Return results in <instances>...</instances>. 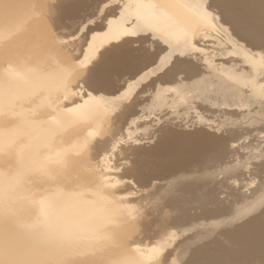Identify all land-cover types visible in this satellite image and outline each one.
Wrapping results in <instances>:
<instances>
[{"label":"rangeland","instance_id":"obj_1","mask_svg":"<svg viewBox=\"0 0 264 264\" xmlns=\"http://www.w3.org/2000/svg\"><path fill=\"white\" fill-rule=\"evenodd\" d=\"M0 1H2L1 5L7 1H12L13 4L16 2V0ZM114 1L126 2V0H103L102 3H98V0H77L75 4H71V7L64 9L67 11L58 20H52L46 16L44 9L39 7L37 0H25L22 10L19 8L11 16L10 23L4 25L9 29L5 35L0 31V48L6 49L4 56L0 58V75L32 73L34 75L43 74L51 79L41 86H35V81L33 86L24 88V94H27L28 97L20 100L14 108L8 107V109L24 111L31 121L49 117L56 110H63L66 112V119L60 125L58 133L53 134L54 139H62L72 130L81 129L82 131L79 132L82 134L71 138L67 145L69 144L70 146H68L71 148L88 135L90 136L89 146L93 143L96 145L95 151L98 154L96 157L82 162L74 171H70L68 176L70 175L71 180H62L54 185L56 190L51 189L55 192L60 191L59 188L63 187L64 189L61 188L63 194V192L69 193L67 188L71 190L76 187L71 192L84 191L87 198L82 193L81 195L90 203V199L92 200L95 210L104 209L101 210L102 216L100 215L101 220L99 219L102 224L97 228V231L105 229L110 237V242L106 248L97 252V255L93 256L89 263L104 264L103 260L106 263V259H109L107 262L110 263L112 260L114 262V260H120V258L123 260L128 257L129 260L135 259L131 264H193V262H188V258L192 252H197L199 249L200 254L203 253L202 255L207 256L204 258H208L206 264H264V152H262L264 151L262 150L264 149V137L260 138V136H264V118L256 126H250V122L247 120L249 117L244 119L238 110L235 112L234 109L232 111V109L220 108L211 104H202L198 100L196 91L184 92L187 96L186 100L189 99L188 103H173V95L178 97L181 92L180 88H183L181 82H183L182 84L191 82L193 79L206 76L207 73H179L174 80L164 83L158 79L163 72L148 73L158 63L149 69H141L136 74L110 73L109 80L118 89L116 94H98L90 91L87 87V73L92 69L104 48L109 46L108 44L103 47L95 45L92 35L105 34L107 31L106 21L117 19L122 15L119 12L115 16L109 15L110 8L113 9L117 6ZM149 1L143 0L146 5L155 10L162 9L161 1L157 0L153 4ZM237 1L246 6L244 3L246 0ZM262 1L258 0L259 5L264 3ZM238 2L233 3L230 7L225 5L229 10L237 9L239 8ZM110 3H113V6ZM205 3L211 16H215L221 24L234 31L229 23L223 21L222 9L224 7L218 0H205ZM256 3L257 0L253 3L255 5L251 4L252 8L258 5ZM2 9L6 14L8 9L6 7H2ZM120 9L122 8L120 7ZM256 11L252 12L256 13ZM102 19H105L104 23H102ZM259 22L257 25L260 24L259 27L263 28L261 25L264 22L262 20ZM3 23L0 22V26ZM131 26L128 25V27ZM146 37H149L150 42L137 40ZM234 37L248 49H258V51L264 52V47L254 45L256 47L254 48L253 43L251 44L248 39H246L247 41L242 40L237 33L234 34ZM125 38L123 37L119 41L113 40L110 43L117 45ZM131 39L136 40L129 45L128 49L136 54L138 60L143 59L145 54L150 51H154L156 45L153 43H157V41L153 42V37L150 34L136 35ZM196 48L204 50L198 44H196ZM209 54L217 60H223L213 48L208 47L202 52L203 56ZM23 63L26 64L25 68L20 65ZM58 69H60V73H56ZM147 74L152 75L149 78ZM84 76L86 78H83ZM144 76L150 80L142 79ZM152 80H156V83L153 87L146 88L148 84L153 83ZM131 84H134L135 87H131ZM157 86H161L164 89L163 95L165 93L167 95L165 107L157 108L154 102L151 103V96L155 93ZM149 88L150 90H148ZM146 89L148 91L145 92ZM178 89L180 92H177ZM100 94L105 98L106 103L103 106L91 110L84 104ZM118 98L121 100L117 101ZM168 106L169 109H167ZM8 109L5 110L8 111ZM130 111L135 114L123 122L122 126L116 122V119ZM233 112L238 113L240 117H237L236 114L235 116ZM133 121H137V123L135 122V124ZM248 123L249 125H246ZM247 129L252 134L248 132L249 135ZM171 132L184 135L205 132L216 135L214 138L217 142L214 140L212 148L196 147L195 149L198 150L193 149L186 157L189 158V161L187 159L190 162L188 165L182 164L183 166L171 168L172 170L166 167L170 169L168 170L170 172L165 167H159V169H163L157 170L152 166L143 168L142 171L140 168L132 170L131 161L134 159V151L141 150V153L154 154L161 146V141L168 140ZM241 132L246 135H240ZM232 133L234 139H231L233 138ZM223 134L227 139H224ZM235 135L239 139H236ZM220 138L222 143H220ZM255 139H257L256 142ZM250 140L254 141V144L253 142L249 143ZM85 141L80 142L84 143ZM229 141H231L230 144H228ZM73 142L75 143L71 146ZM234 142L237 147L232 146L236 145ZM221 144L225 150L222 149ZM251 144L255 145L254 148L249 146ZM216 145L217 147H215ZM77 147L74 148V151H72L73 148L72 150L67 148L72 153L63 152L65 156L63 159L80 157V154L82 155L85 150L80 146ZM226 147L228 151H226ZM258 147L259 149H256ZM214 148H217V152L214 151ZM211 150L212 152H210ZM247 150L248 152H246ZM222 151L224 152L222 153ZM237 151L238 153L243 151L241 152L243 155L239 154L238 156ZM227 152L230 153L227 154ZM57 155H61V153H57ZM191 155L192 157H190ZM244 157L248 158L247 162ZM63 159L60 160L64 163ZM149 159L156 161L158 158L152 156ZM192 159L196 163H191ZM60 160H54L57 164L52 161L49 165L53 163L52 167L55 165L54 167L61 168L59 166L63 163ZM151 160L150 162H153ZM44 175H46L45 172L41 176L38 174L42 178L47 176L44 177ZM55 176L47 177L58 180L57 177H61V174ZM88 176L90 179H87ZM97 179L104 183L98 181L96 184ZM80 182H84L83 184L86 186ZM57 185L60 186L58 189ZM99 206L101 207L99 208ZM254 220L258 222L254 223ZM246 221H250V223H245V225ZM244 226H247L246 230ZM256 228L258 233L262 230L263 233H259V235L255 231ZM251 235L255 236L252 238ZM260 236L262 239L259 238ZM255 238L259 243H256ZM255 243L257 246H254ZM126 254L127 256H125ZM131 257L133 258L130 259ZM138 260L139 262H137ZM228 261L231 262L228 263Z\"/></svg>","mask_w":264,"mask_h":264},{"label":"bare ground","instance_id":"obj_2","mask_svg":"<svg viewBox=\"0 0 264 264\" xmlns=\"http://www.w3.org/2000/svg\"><path fill=\"white\" fill-rule=\"evenodd\" d=\"M155 1L157 0H150L149 3L153 4ZM159 1L162 2V9H160V11L146 5L143 0H126V2L123 3L114 1L117 6L113 9L110 8L111 11L109 15L115 16L118 12L122 15L117 19L106 21L107 31L105 34L92 35L95 45H102L103 47L108 44L109 46L104 48L92 69L87 73L86 80L88 89L98 94H116L118 89L116 85L112 84L109 80L110 73L124 74L128 72L136 74L139 73L141 69H149L153 67L155 63H158L157 66H154L155 68L153 69L151 68L152 70L148 73L154 74L160 71L163 72L158 79L164 83L174 80L179 73H207L206 76L193 79L191 82L184 84L181 82L184 89L180 88L181 90H177V92L181 91L180 94L178 93V97L177 95H173V103H188L189 99L186 100L187 96L184 92L190 93L188 91H196V93H198L196 94L198 95V100L202 104H211L212 106H218L220 108L232 109V111L234 109L235 112L240 111V115H242L244 119L245 117L246 119L249 117L247 120L250 122V126H256L261 122L260 120L264 118V52L258 51V49H248L240 40L234 37V34L237 33L242 40L248 39L251 44L253 43V46L264 47V24L261 25L263 28L259 27L262 23L259 21L262 20L264 22V3H260L261 5H259L257 0V7L254 6L255 8H252L256 0L244 1L246 6L243 4L241 5L237 0H218L224 7V9H222L223 21L232 26L234 30L232 31V29L226 25L221 24L220 20H216L215 16L210 15L211 13L206 7L205 0ZM1 2L2 1H0V22L4 23L0 26V31L5 35L9 29L4 25L10 23L11 16L17 12L19 8L22 10L25 5V0L22 2L16 0L14 4L12 1H7L1 5ZM76 2L77 0H37L39 7L44 9L46 16L52 20H58L67 11L64 9L71 7V4H75ZM102 2L103 0H98V3ZM235 2L239 3V8H231L232 10H229L226 5L230 7V5ZM110 4L113 6V3ZM2 7L8 9L6 14ZM120 7L122 9H120ZM239 9L241 10L240 12ZM251 10L257 11L254 13ZM104 20L105 19H102V23H104ZM257 22L260 23L259 26ZM129 24L132 26L128 27ZM147 34L152 35L153 42L157 41V43L152 42L153 45L156 46L154 51H150L148 54H145L143 59L138 60L136 54L128 49L129 45L136 40L131 39V37L136 35L146 36ZM123 37H126L125 40L117 45L110 43L113 40L119 41L123 39ZM137 40L147 41V43L150 42L149 37L138 38ZM196 44L204 50L195 49ZM255 46L254 48H256ZM208 47L215 49L223 60H217L210 54L208 56H203L202 52ZM5 50L6 49L2 50L0 48V58L4 56ZM20 65L23 68L26 67L25 63ZM56 73H60V69H58ZM151 75H148V77ZM146 76L142 79H145ZM83 78L86 77L84 76ZM50 80L49 77L43 74L6 73L0 75V264H90L89 261L92 257H95L97 252L106 248L110 242V237L105 229L97 231V228L102 224L100 223V215L102 214L101 210L103 208L99 206L100 210H95L92 200L90 199L91 203L88 202V199H86L87 197L84 195V191H77V193H74L71 192L74 187H71V190L67 188L69 193L66 192V194L63 192V194H66H64V196L62 194L64 188L61 187L63 188L61 189L59 188L60 186L57 185V189L59 188L60 191H55L56 186H54L58 184V182H62V180L68 181L70 179V175L68 176L70 171H74L82 162L88 161L98 155L95 151V143L89 146L90 136L83 137L80 141H86L84 143L79 141L75 146L73 144L76 142V139L75 142L72 144L70 143L71 146L73 145V147L70 148L67 142L76 135L82 134V132H79L82 131L81 129L72 130L70 134L64 136L62 139H54L53 136L54 133H58L60 125H62L63 120L66 119L65 111L56 110L49 117H41L38 121H31L24 111L8 109V107L14 108L20 100L28 97L27 94H24V88L33 86L35 81V86H41L46 81ZM154 81L148 84L146 88L153 87L156 83V80ZM133 85L134 84H131V87H135ZM148 90H150V88ZM148 90L146 89L145 92ZM163 90L161 86H157L155 93L151 96V103L154 102L157 108L165 107L166 105L167 95L166 93L163 95ZM120 100L121 98L117 99V101ZM191 101H193V99ZM105 103L104 96L100 94V96H95L84 104L92 110L103 106ZM169 106L167 109H169ZM5 109H8V111ZM158 110L161 111L160 109ZM134 114L133 111H130L126 115H122L121 118L116 119V122L121 125ZM235 114L236 113H234V115ZM236 115L240 117L238 113ZM135 122L137 123V121ZM131 125L133 126V124ZM246 125H249V123ZM243 132H241L240 135H244ZM249 133H251V131ZM224 134V139H227ZM215 136L214 134L211 135L205 132L188 135L171 132L168 140L161 141V146L157 148L154 154L141 153V150L134 151V159L131 161L132 170L135 168L143 170V168H149L150 166H152V168H157V170L163 169H159V167L175 169L182 164L188 165L190 162H188L189 158L186 157H188L187 155L189 152L196 147L212 148L214 146ZM231 136H234L233 133ZM236 136L237 135H235V138ZM261 137L264 136H260V138ZM231 139H234V137ZM219 140L221 141L220 143H222V139L220 138ZM256 140L257 139H255V142ZM223 142L225 141L223 140ZM230 142L231 141H229L228 144H230ZM250 142L254 144V141L250 140L249 143ZM85 143L86 145L84 146ZM66 145L68 146L67 148L71 150L73 148L72 151H74V148L77 146H80V148L85 151L82 155L80 154V157H67L68 159L64 160L66 158L63 159V154L68 151L65 147ZM232 146L237 147V144H233ZM249 146H252V144ZM254 146L252 147L254 148ZM215 147H217V145ZM214 149V151L217 152V148ZM218 149L221 148L218 147ZM222 149H224V146ZM256 149H259V147ZM71 150L68 152H71ZM226 151H228L227 147ZM210 152H212V150ZM216 152L215 154H217ZM223 152L224 151H222V153ZM241 152L238 153L237 151L238 156L239 154L243 155ZM246 152H248V150ZM57 153H61V155H57ZM229 153L227 152V154ZM231 153H233V151H231ZM152 156L158 159L156 161L152 159L153 162H150L151 159L149 158H152ZM193 156L194 159H196L195 155ZM190 157H192V155ZM60 159H63L64 163ZM247 159L245 158L246 162ZM54 160H60L63 163L62 165L60 164V166L58 165L61 168L54 167L55 165H53V167L51 166L53 163H56ZM52 161L53 163L49 165ZM192 161L193 159L191 163H196ZM170 169L166 168L167 171ZM146 171L148 170L146 169ZM43 172H45L48 177L60 173L61 177L58 176V180H52L51 178L53 177H51L50 180L46 175H44V177L46 176L47 178L39 177L38 174L41 176ZM93 178L96 179V177ZM87 179H90V176H88ZM98 181L102 184L104 183L97 179L96 184ZM83 186L86 185L83 184ZM83 186H81V188ZM97 186L99 187V185H96V187ZM52 188L55 189V192L51 190ZM81 193L86 198L83 197ZM105 214L104 212V215ZM255 220L253 222L257 223L258 221L255 222ZM250 221L248 222L250 223ZM248 222L246 221L244 224ZM224 225L225 223L223 226ZM248 225L252 226L250 224ZM256 227H258V225H256ZM255 231L257 232V228ZM262 231L259 233L262 234L264 232ZM254 236L251 235L252 238ZM261 236L259 237L260 239H262ZM256 238V243H259ZM198 250L197 252H192V255L188 258V262H193V264L208 263V258H204L207 256L202 255L203 253L200 254V250ZM125 256H127V254ZM132 258L133 257L130 259ZM133 260H129L128 257L126 259L125 257L123 260L120 258V260L117 259L116 261L114 260V262L112 260L108 263L109 259H106V263L131 264ZM232 260L233 258L231 261ZM231 261H228V263ZM137 262H139V260ZM234 262L235 261H233V263ZM103 263L106 264L104 260Z\"/></svg>","mask_w":264,"mask_h":264}]
</instances>
